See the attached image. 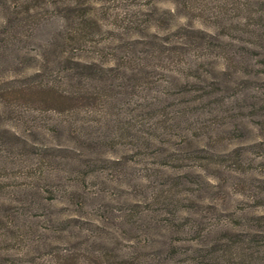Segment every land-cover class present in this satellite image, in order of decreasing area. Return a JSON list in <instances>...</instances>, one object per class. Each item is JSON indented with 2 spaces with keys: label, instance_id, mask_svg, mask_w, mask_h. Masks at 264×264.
I'll list each match as a JSON object with an SVG mask.
<instances>
[{
  "label": "rangeland",
  "instance_id": "rangeland-1",
  "mask_svg": "<svg viewBox=\"0 0 264 264\" xmlns=\"http://www.w3.org/2000/svg\"><path fill=\"white\" fill-rule=\"evenodd\" d=\"M48 1L30 7L20 23L13 17L31 2H12L15 40L0 57V75L32 72L41 68V54L52 59L60 50L54 43L69 27ZM182 4L106 2L107 12L96 17L108 28L113 14L138 12L113 34L99 29L88 47L71 50L112 62L124 53L121 45L139 56L152 53L148 42L168 46L172 27L201 31L199 47L181 62L192 67L181 80H173L166 58H144L141 64L155 72L151 88L138 87L137 101L113 107V118L127 116L140 136L81 147L50 123L42 132L41 122L57 115L41 118L37 103L0 118V200L10 201L19 236L0 241L3 259L8 250L23 256L17 264H53L60 250L98 237L107 242L104 250L120 254L118 264H264V0H196L194 10ZM42 145L76 150H50L42 159ZM76 154L95 165L72 163ZM75 186L84 196L69 192ZM89 219L100 227L81 222Z\"/></svg>",
  "mask_w": 264,
  "mask_h": 264
},
{
  "label": "trees",
  "instance_id": "trees-1",
  "mask_svg": "<svg viewBox=\"0 0 264 264\" xmlns=\"http://www.w3.org/2000/svg\"><path fill=\"white\" fill-rule=\"evenodd\" d=\"M24 1L33 4L25 5V11H21L23 16L19 17V15H16L13 17L15 22L20 23L24 17V13L26 15L29 14L32 9L30 7L46 3L47 0H0V11L2 10L3 12V16L0 17V57L7 50L8 43L10 41L14 43L15 40L12 36L15 27L9 24V21L13 20L11 16L14 13L12 2L15 5H19ZM109 1L111 0L48 1V3H54L55 7H58L62 18L68 23L69 29H65L64 33L60 34L61 40L59 43H54L57 44V47L60 46V50H56V52L58 51L56 56L48 59L41 54V68L34 69L32 72H23L20 76L0 75V118L9 116L12 112H18L17 106L37 103L41 106V118L45 113L49 112L57 115V117L47 118L45 120L47 122H41V131H46L44 123H50L54 127L52 130L78 140L81 147L86 148L88 146V144H83L82 142L86 140L99 143L100 141H96L97 139H108L114 142L124 136L130 139L140 136L139 133L141 132L138 126H135L136 124L131 122L130 119H126L127 116L113 118L112 109L116 103L127 104L132 100L137 101L134 97H136L138 87L151 88L152 83H154L151 77L155 72L148 68L149 64L144 65L141 62L144 58H166V61L169 60V64L171 63L169 70L174 74L172 78L174 81H177L183 77L182 73L184 70L192 68L191 64L181 67L183 65L181 64L183 58H188L191 49L199 47L203 37L198 35L199 33L201 34L200 30L188 24L179 25L171 28L168 39L172 40H170L171 43L168 46H163L160 42L158 43L160 47H158L154 46L157 43L152 44V42H148L152 46L149 49L152 53L149 55L139 56L135 51L125 52L130 51L129 46L119 44L121 46H119L118 50L124 53L114 56L111 59L112 62L105 59L100 61L96 58L82 59L73 56L71 50L82 49L89 45L88 43L98 33L96 31L100 29L106 33L113 34L116 29L123 26L122 23L124 21L128 22L129 19L126 18V15L134 17L138 12V10L132 9L123 10V16L118 13L112 16L108 12V16H112L113 22L110 23L111 28L105 27L101 20L96 17V13L97 11L106 13L108 7H105V3ZM180 1L175 0V3L180 5ZM182 1V5L187 6L189 9H198L195 6L196 0ZM164 11L173 16L172 10L164 9ZM149 15L156 20L153 10L149 12ZM116 22L119 23L116 24ZM93 47H98V51L103 50L98 44H94ZM221 71H224V69ZM188 83L189 80L182 82V84ZM118 117L120 120L123 119L122 122ZM1 131L17 136L16 132L7 128H1ZM50 150L55 152H75L76 149L64 145H42V159H48V156H51ZM75 157V160L71 159L70 161L75 163L77 160L79 167H91L95 165L92 161L87 162L84 160L82 154H76ZM102 160L105 162L111 161L110 158H102ZM116 161L118 160H112L114 163ZM42 164V166H45L46 161H42ZM4 181L0 178V185ZM69 192L84 196V193L82 194L76 186L69 188ZM9 202L7 198L0 200V241L6 239L13 241L19 237L15 233L17 226L13 224L14 211L11 209L12 206H10ZM81 222L89 227H100V221L98 222L97 220L89 219L82 220ZM12 225L16 228L13 229ZM80 227L83 228L84 226ZM85 229H88V227L86 226ZM94 239L89 240L85 238L79 240L74 248L60 250L52 263L118 264V260L115 257H118L120 254L116 253L113 255L104 250L107 242L105 244L104 240H102L103 238L95 237ZM7 251L5 252V259L0 255V264H17L16 260H20L23 257L22 255L8 254Z\"/></svg>",
  "mask_w": 264,
  "mask_h": 264
}]
</instances>
